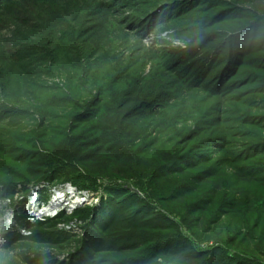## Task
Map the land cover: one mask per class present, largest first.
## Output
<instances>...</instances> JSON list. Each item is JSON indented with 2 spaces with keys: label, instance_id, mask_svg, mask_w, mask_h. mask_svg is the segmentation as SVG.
<instances>
[{
  "label": "rangeland",
  "instance_id": "374dc122",
  "mask_svg": "<svg viewBox=\"0 0 264 264\" xmlns=\"http://www.w3.org/2000/svg\"><path fill=\"white\" fill-rule=\"evenodd\" d=\"M140 259L264 264V0H1L0 264Z\"/></svg>",
  "mask_w": 264,
  "mask_h": 264
},
{
  "label": "trees",
  "instance_id": "16d2710c",
  "mask_svg": "<svg viewBox=\"0 0 264 264\" xmlns=\"http://www.w3.org/2000/svg\"><path fill=\"white\" fill-rule=\"evenodd\" d=\"M1 1V0H0ZM233 58V57H232ZM231 58V59H232ZM172 242L173 241H175V242H173L174 243V246H169V250H168V252L170 253V254H173L174 252H177L176 251V249H178V248H180L179 247V244L181 243L180 241H178V240H176V239H173V240H171ZM177 242L179 243V244H177ZM173 249V250H172ZM164 250H166V249H164ZM163 250V251H164ZM168 252H163V254L165 253H168ZM154 258H158V257H156L155 256V254H154ZM146 260L147 259H140L138 262H137V264H147L146 263ZM212 264H232L229 260H226V259H219L218 260V262L217 263H212ZM234 264H250V263H245V262H242V261H237V262H235Z\"/></svg>",
  "mask_w": 264,
  "mask_h": 264
},
{
  "label": "bare ground",
  "instance_id": "6f19581e",
  "mask_svg": "<svg viewBox=\"0 0 264 264\" xmlns=\"http://www.w3.org/2000/svg\"><path fill=\"white\" fill-rule=\"evenodd\" d=\"M52 205V204H51Z\"/></svg>",
  "mask_w": 264,
  "mask_h": 264
}]
</instances>
